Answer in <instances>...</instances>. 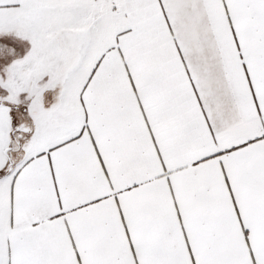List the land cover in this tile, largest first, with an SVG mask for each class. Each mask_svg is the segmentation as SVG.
<instances>
[{
  "label": "snow or ice",
  "instance_id": "1",
  "mask_svg": "<svg viewBox=\"0 0 264 264\" xmlns=\"http://www.w3.org/2000/svg\"><path fill=\"white\" fill-rule=\"evenodd\" d=\"M0 264H264V0H0Z\"/></svg>",
  "mask_w": 264,
  "mask_h": 264
}]
</instances>
